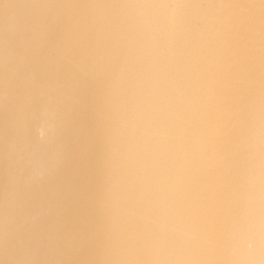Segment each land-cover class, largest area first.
I'll return each mask as SVG.
<instances>
[{"label":"bare ground","instance_id":"bare-ground-1","mask_svg":"<svg viewBox=\"0 0 264 264\" xmlns=\"http://www.w3.org/2000/svg\"><path fill=\"white\" fill-rule=\"evenodd\" d=\"M0 264H264V0H0Z\"/></svg>","mask_w":264,"mask_h":264}]
</instances>
